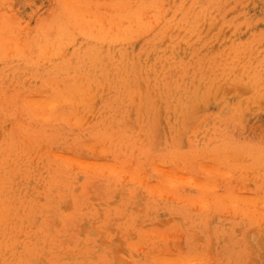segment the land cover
I'll list each match as a JSON object with an SVG mask.
<instances>
[{
    "label": "rangeland",
    "instance_id": "obj_1",
    "mask_svg": "<svg viewBox=\"0 0 264 264\" xmlns=\"http://www.w3.org/2000/svg\"><path fill=\"white\" fill-rule=\"evenodd\" d=\"M0 36V264H264V0H0Z\"/></svg>",
    "mask_w": 264,
    "mask_h": 264
},
{
    "label": "bare ground",
    "instance_id": "obj_2",
    "mask_svg": "<svg viewBox=\"0 0 264 264\" xmlns=\"http://www.w3.org/2000/svg\"><path fill=\"white\" fill-rule=\"evenodd\" d=\"M66 2H67V1H66ZM70 4H71V3H69V1H68L67 7L72 6V4H71V5H70ZM68 5H69V6H68ZM74 5H75V7H76L77 4L75 3ZM69 9H70V8H69ZM73 9H74V8H73ZM76 10L78 11V9H76ZM116 10H117V9H116ZM74 11H75V10H74ZM75 12H76V11H75ZM79 13L81 14V12H79ZM0 39H1V36H0ZM1 40H2V39H1ZM39 44H41V42H40ZM84 44H85V43H84ZM96 47H97V46H96ZM82 59H83V58H82ZM88 59H90V58H88ZM78 60H79V59H78ZM93 60H95V59H93ZM76 61H77V60H76ZM82 61H83V60H82ZM83 62H84V61H83ZM98 62H99V61H98ZM98 62H97V64H99ZM75 63H76V62H75ZM78 63H79V62H78ZM81 63H82V62H81ZM81 63H80V64H81ZM91 63H92V62H91ZM100 63H101V62H100ZM95 64H96V63L94 62V65H95ZM90 65H91V70L94 69L95 66L93 67V66H92L93 64H90ZM100 65H102V63H101ZM96 66H97V65H96ZM98 66H99V65H98ZM98 66H97V67H98ZM82 67H83V66H82ZM92 67H93V68H92ZM99 67H101V66H99ZM62 68H63V67H62ZM79 68H80V67H79ZM88 68H89V67H88ZM88 68H87V69H88ZM60 70H61V69H60ZM75 70H77L76 67H75ZM91 70L89 71V73L91 72ZM97 70H99V69L97 68ZM71 71H72V70H71ZM86 71H87V70H86ZM93 71H94V70H93ZM80 72H81V71H80ZM82 72H83V71H82ZM84 72H85V71H84ZM93 74H94V76H95V73H93ZM93 74H92V75H93ZM100 75H101V74H100ZM89 76H90V75H89ZM89 76H88L87 78H89ZM95 78H97V77L95 76ZM89 79H90V78H89ZM93 79H94V78H93ZM90 81H91V80H90ZM97 81H98V80H97ZM88 83H89V82H88ZM87 85H88V84H87ZM67 86H69V85H67ZM71 86H72V85H70L69 87H71ZM69 87H68V88H69ZM76 87H77V86H76ZM66 88H67V87H66ZM73 89H74V88H73ZM69 90H70V88H69Z\"/></svg>",
    "mask_w": 264,
    "mask_h": 264
}]
</instances>
